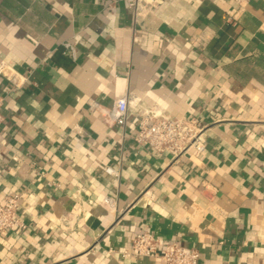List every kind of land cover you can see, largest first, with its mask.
<instances>
[{
	"label": "crops",
	"instance_id": "crops-1",
	"mask_svg": "<svg viewBox=\"0 0 264 264\" xmlns=\"http://www.w3.org/2000/svg\"><path fill=\"white\" fill-rule=\"evenodd\" d=\"M0 65V200L25 223L0 264H164L122 257L141 232L264 264V0H165L136 24L122 1L0 0ZM126 94L121 127L104 113ZM151 105L195 117L204 151L135 144Z\"/></svg>",
	"mask_w": 264,
	"mask_h": 264
},
{
	"label": "built area",
	"instance_id": "built-area-1",
	"mask_svg": "<svg viewBox=\"0 0 264 264\" xmlns=\"http://www.w3.org/2000/svg\"><path fill=\"white\" fill-rule=\"evenodd\" d=\"M111 4L117 1L124 2L131 13L132 23L144 18L153 6L162 4L165 0H110ZM248 0H235L240 6ZM65 50L72 54L74 47L65 42ZM0 73L4 74L15 86L18 77L13 72L4 70L0 65ZM128 95L115 101L113 108L104 113L105 117L116 125L124 127L130 115L131 102ZM3 99L0 96V107ZM136 129L132 140L139 146H145L155 155L167 154L175 160L192 152L199 155L204 151V127L199 126L195 117H174L151 105L148 109L138 110L135 113ZM3 116L0 112V128ZM105 172L116 174L111 168L106 167ZM22 196L12 194L0 200V235L14 229H24L25 223L17 215ZM122 257L159 258L164 264H197L198 252L193 248L182 246L176 242L163 243L150 232H141L131 241L128 250L122 252Z\"/></svg>",
	"mask_w": 264,
	"mask_h": 264
}]
</instances>
